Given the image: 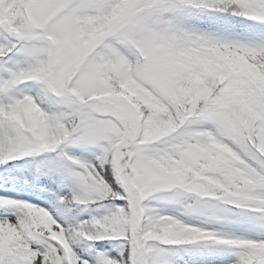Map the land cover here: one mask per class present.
<instances>
[{"label":"snow or ice","instance_id":"6c2138e0","mask_svg":"<svg viewBox=\"0 0 264 264\" xmlns=\"http://www.w3.org/2000/svg\"><path fill=\"white\" fill-rule=\"evenodd\" d=\"M0 264H264V0H0Z\"/></svg>","mask_w":264,"mask_h":264}]
</instances>
